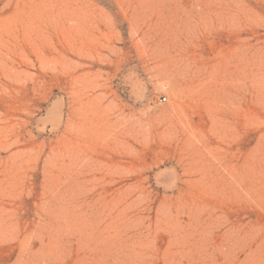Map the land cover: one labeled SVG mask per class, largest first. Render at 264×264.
<instances>
[{
	"label": "rangeland",
	"instance_id": "374dc122",
	"mask_svg": "<svg viewBox=\"0 0 264 264\" xmlns=\"http://www.w3.org/2000/svg\"><path fill=\"white\" fill-rule=\"evenodd\" d=\"M0 264H264V0H0Z\"/></svg>",
	"mask_w": 264,
	"mask_h": 264
},
{
	"label": "bare ground",
	"instance_id": "6f19581e",
	"mask_svg": "<svg viewBox=\"0 0 264 264\" xmlns=\"http://www.w3.org/2000/svg\"><path fill=\"white\" fill-rule=\"evenodd\" d=\"M76 92V91H75ZM19 120V119H18ZM190 130H189V133L191 134V135H194V130H192V128H189Z\"/></svg>",
	"mask_w": 264,
	"mask_h": 264
},
{
	"label": "built area",
	"instance_id": "2783aa9c",
	"mask_svg": "<svg viewBox=\"0 0 264 264\" xmlns=\"http://www.w3.org/2000/svg\"><path fill=\"white\" fill-rule=\"evenodd\" d=\"M165 100H166L165 97H161V98H159V101H165Z\"/></svg>",
	"mask_w": 264,
	"mask_h": 264
}]
</instances>
